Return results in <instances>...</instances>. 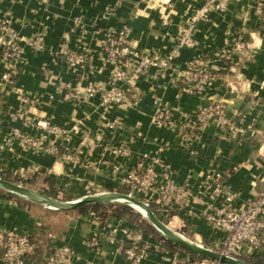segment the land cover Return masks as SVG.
<instances>
[{
	"label": "crops",
	"instance_id": "1",
	"mask_svg": "<svg viewBox=\"0 0 264 264\" xmlns=\"http://www.w3.org/2000/svg\"><path fill=\"white\" fill-rule=\"evenodd\" d=\"M257 1L229 0L226 9L195 18L207 0H0V18L11 21L3 34L17 36L21 53L13 86L1 79L5 63L0 58V168L22 179L47 174L60 195L72 200L117 191L131 169L152 166L160 172L166 165L168 178L192 194L167 225L179 230L186 221L192 224L194 242L216 249L223 232L198 219L203 202L193 196L205 173L225 174L224 184L237 194L234 208L264 188V44ZM122 29L130 49L153 60L168 58V63L131 75L124 85L125 102L104 106L98 94L86 96L85 88H109L114 65L102 49L110 33ZM186 29L191 46L180 44ZM37 36L43 38L40 50L31 45ZM238 41L245 51L234 56ZM71 53L84 55L85 61L69 66L66 56ZM193 64L219 77L189 94L179 74ZM68 91L77 98L65 99ZM211 102L236 112L241 132L209 118L196 134H188L198 110ZM164 112L168 124L156 123ZM48 128L61 134L48 133ZM14 129L41 140L42 146L23 144L11 136ZM136 196L149 201L153 192ZM30 203L0 199V230L41 234L47 256L66 247L68 254L59 264H129L118 244L100 241L91 247L87 240L108 226L140 230L133 223L113 218L101 223L93 213ZM141 232L152 245L141 264H171L170 255L159 248L162 243ZM26 264L46 263L27 256Z\"/></svg>",
	"mask_w": 264,
	"mask_h": 264
},
{
	"label": "built area",
	"instance_id": "2",
	"mask_svg": "<svg viewBox=\"0 0 264 264\" xmlns=\"http://www.w3.org/2000/svg\"><path fill=\"white\" fill-rule=\"evenodd\" d=\"M229 0H207L206 4L197 12L196 17H204L209 10H224L228 6ZM264 7V0L256 3V12L260 15ZM195 18H193L195 20ZM10 20L6 17L0 18V58L5 63V70L1 76L3 82L8 85H14L13 76L17 74L18 63L20 60V49L18 38L11 34L5 36L4 29L9 26ZM118 32L122 34L120 39H112V36ZM109 43L104 53L106 61L114 65L110 73V86L105 90H99L94 86L85 88L86 96L98 94L102 105L121 104L125 102L127 93L124 85L128 83L131 75L144 73L150 68L163 69L167 66L168 58L153 60L148 56L141 54L129 48L125 41V30L113 31L110 33L107 41ZM262 42L264 44V27L262 31ZM181 45L191 46L189 30H183L181 33ZM35 50L43 47V38L35 37L31 42ZM245 51V44L238 41L233 46L234 56L242 55ZM124 58V59H122ZM85 61V56L81 54H68L66 62L69 66H77ZM198 63V62H196ZM122 64L130 66L129 71L122 69ZM196 64L190 65L179 74L180 81L185 86L189 94H195L202 90L203 84L218 78V74L211 71H201ZM260 86L264 87V80ZM17 92L18 89L15 88ZM65 99H76L77 95L73 92L63 94ZM26 100L23 99V103ZM22 107L18 110V116H23ZM209 118H215L224 129L229 131L241 132L238 114L230 112L226 106L220 102H211L200 108L197 112L195 121L191 122L188 129H195L196 134ZM156 123L168 124L167 114L164 112L155 119ZM180 135L184 131L176 130ZM48 133L61 134L55 128H48ZM11 136L18 138L23 144L31 146H42V141H33L27 136L21 135L18 130H12ZM68 158V156H66ZM224 175L217 170H208L205 173L204 180L199 190L193 195L203 202V207L197 214L198 219L210 228L220 229L223 237L219 246L214 249L231 256L258 254L264 255V188L257 192L244 205L232 207L237 200V194L231 191L224 184ZM123 185H130L129 195H142L147 197L148 191L153 192L154 201L160 208L161 214H166L169 210L173 215L181 213L184 208L185 199L192 195L183 186L175 184L167 176L166 165L162 166L160 172H155L152 166H147L142 170L131 169L122 179ZM143 200V199H141ZM205 200V201H204ZM147 202L148 200L144 199ZM171 215L169 218H171ZM119 234L122 236L119 238ZM100 241L115 243L121 246V251L125 260L129 264H141L142 258L151 250L152 245L143 240V233L137 228H115L109 227L101 236H91L87 244L96 247ZM201 245V244H200ZM247 247L249 251L244 250ZM163 255H170L171 264H193V260L183 252H170L166 248L159 246ZM210 248V247H207ZM31 251V240L29 235L20 234L14 231L0 230V261L2 264H26L27 255ZM68 254V249L62 247L49 254L46 258V264H59ZM182 254L184 257H182ZM208 264H216L207 261Z\"/></svg>",
	"mask_w": 264,
	"mask_h": 264
},
{
	"label": "trees",
	"instance_id": "3",
	"mask_svg": "<svg viewBox=\"0 0 264 264\" xmlns=\"http://www.w3.org/2000/svg\"><path fill=\"white\" fill-rule=\"evenodd\" d=\"M260 19H261V25L264 27V7H262L260 12ZM122 37V34H119L116 32L112 39H120ZM109 43H105L103 46V53L106 52V48L108 47ZM124 59V58H122ZM216 73V72H212ZM16 75L13 76V79H15ZM190 132V133H189ZM188 134H192L196 132L195 129H189ZM0 177L11 181L13 183L21 184L26 187H29L31 189L37 190L46 196L65 200V198L60 195V190L53 184L52 179L47 175L43 174L41 172H38L31 176L28 179H22L17 174H11L10 172L6 170H2L0 168ZM131 186L130 185H124L121 188H119L117 191L127 194L130 192ZM0 199H12L18 202L21 206H29L31 203L29 201L22 200L21 198L4 192L0 189ZM148 207L150 210L165 224L168 223L169 217L173 215V212L169 210L166 212V214H161L159 206L154 201H147ZM76 214H87V213H93L101 223H104L107 218H113V219H126L127 221L133 223L135 226H137L141 231L149 234L154 239L160 241L162 245L170 252H183L186 255H188L192 260L194 261H204L205 259L197 256L195 254H191L179 246L172 244L171 242L163 239L153 228L152 226L137 212L132 210L131 208L124 206V205H113V204H95V205H86L82 206L76 210H74ZM179 232L182 235L189 236L192 238V224L188 222H184L183 225L179 228ZM29 238L31 240V251L27 255L31 258H34L36 260H39L42 263H46V251L44 250V242L43 237L41 234H35V235H29ZM237 258L246 261L250 264H264V255H238ZM208 261V260H207Z\"/></svg>",
	"mask_w": 264,
	"mask_h": 264
},
{
	"label": "water",
	"instance_id": "4",
	"mask_svg": "<svg viewBox=\"0 0 264 264\" xmlns=\"http://www.w3.org/2000/svg\"><path fill=\"white\" fill-rule=\"evenodd\" d=\"M0 189L6 193L13 194L24 200L55 211L70 212L82 206L95 204L124 205L140 214L163 239L179 246L191 254H195L216 264H250L237 257L204 247L194 241L185 239L178 232L162 222L150 210L147 202L137 199L129 194H124L118 191H105L88 194L72 200H59L46 196L45 194L24 185L5 180L1 177Z\"/></svg>",
	"mask_w": 264,
	"mask_h": 264
},
{
	"label": "rangeland",
	"instance_id": "5",
	"mask_svg": "<svg viewBox=\"0 0 264 264\" xmlns=\"http://www.w3.org/2000/svg\"><path fill=\"white\" fill-rule=\"evenodd\" d=\"M133 196V195H132ZM135 198H137V199H140L139 197H137V196H134ZM60 200V199H59ZM141 200V199H140ZM113 205H117V204H113ZM173 230H175L176 232H178L180 235H182L180 232H179V230L178 229H176V228H172ZM185 239H188V240H191V241H193L192 240V238H190L189 236H185V235H182ZM202 246H204V245H202ZM204 247H206V246H204ZM210 249H213V248H210ZM214 250V249H213ZM217 251V250H216Z\"/></svg>",
	"mask_w": 264,
	"mask_h": 264
}]
</instances>
